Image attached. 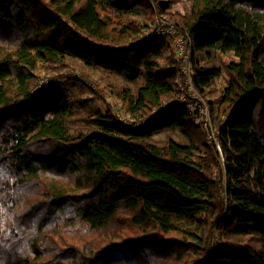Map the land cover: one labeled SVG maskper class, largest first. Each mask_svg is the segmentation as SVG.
<instances>
[{
    "label": "trees",
    "instance_id": "1",
    "mask_svg": "<svg viewBox=\"0 0 264 264\" xmlns=\"http://www.w3.org/2000/svg\"><path fill=\"white\" fill-rule=\"evenodd\" d=\"M177 1L195 86L227 79L218 144L148 0H0V264H264V0ZM70 61L123 78L133 121L81 115Z\"/></svg>",
    "mask_w": 264,
    "mask_h": 264
},
{
    "label": "rangeland",
    "instance_id": "2",
    "mask_svg": "<svg viewBox=\"0 0 264 264\" xmlns=\"http://www.w3.org/2000/svg\"><path fill=\"white\" fill-rule=\"evenodd\" d=\"M150 3V6L154 13V20L151 21L150 26L151 30L155 31L157 34L160 23H165L166 21H174L171 17H169L168 13H161L158 9V2L159 1H169V0H148ZM177 1V0H176ZM191 8V0H178L175 5L172 7L171 12L173 13H188ZM141 20H144V16L138 17ZM177 23V22H176ZM178 24V23H177ZM181 32L186 33L183 31L182 27L178 24ZM164 35V34H162ZM166 36V35H165ZM170 39V38H169ZM171 40V39H170ZM172 42V41H171ZM173 44V42H172ZM174 46V44H173ZM174 50L177 56V51L174 46ZM228 57L226 55L223 56H216V58L213 60V63L221 66L223 60H227ZM66 73H72L76 76L80 77L82 80H84V86L82 89H78L76 91V95L78 98H81V104L78 108L81 115H92L96 112V110L100 109L103 112H105L108 108V106H111L114 110L115 114L119 116L121 119L125 121H133L130 114L127 113L126 107L124 106L120 95L122 93L123 86L126 85V82L123 78L120 76H117L115 74H112L110 72H107L103 69H95V68H87L83 66L79 61H70L69 65L67 66L66 70L64 71V74ZM86 75V78H82V74ZM45 81V80H44ZM181 82V80H180ZM227 83L226 76L223 75L219 79H217L212 87L211 90H209L208 95L204 96L203 98L208 103V99L210 100H216L221 91L225 88ZM142 84V81H139L137 83L129 84L135 91L138 85ZM209 104V103H208ZM210 106V104H209ZM211 109V107H210ZM212 112V110H211ZM212 115V127L214 132H218L217 129V123L214 120L213 114ZM226 121V117L223 119V123ZM194 123L196 125H200L204 131L207 134L208 140H212L209 138L208 133L203 125L197 124L194 120ZM85 122L78 120L76 127L82 128L85 127ZM174 139L177 142H186V138L183 136V134L178 130H171L162 134H159L155 136L152 139V142L157 145H164L169 139ZM217 144L218 140L213 139Z\"/></svg>",
    "mask_w": 264,
    "mask_h": 264
},
{
    "label": "built area",
    "instance_id": "3",
    "mask_svg": "<svg viewBox=\"0 0 264 264\" xmlns=\"http://www.w3.org/2000/svg\"><path fill=\"white\" fill-rule=\"evenodd\" d=\"M158 26L157 32L170 38L177 51L181 75L180 86L185 94L176 103L185 105L195 122L204 126L209 138L217 140L218 132H214L212 127L210 106L195 86L193 79L194 45L192 39L187 33L181 32L178 24L174 21L169 20L158 24Z\"/></svg>",
    "mask_w": 264,
    "mask_h": 264
}]
</instances>
